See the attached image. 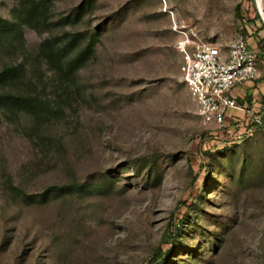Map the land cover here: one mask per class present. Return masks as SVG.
Masks as SVG:
<instances>
[{
    "label": "rangeland",
    "instance_id": "rangeland-1",
    "mask_svg": "<svg viewBox=\"0 0 264 264\" xmlns=\"http://www.w3.org/2000/svg\"><path fill=\"white\" fill-rule=\"evenodd\" d=\"M34 1L0 0V72L24 70L0 85V264H264L263 95L204 123L177 49L186 32L259 50L264 0ZM46 40L82 52L74 74Z\"/></svg>",
    "mask_w": 264,
    "mask_h": 264
},
{
    "label": "built area",
    "instance_id": "built-area-1",
    "mask_svg": "<svg viewBox=\"0 0 264 264\" xmlns=\"http://www.w3.org/2000/svg\"><path fill=\"white\" fill-rule=\"evenodd\" d=\"M182 34L184 37L177 45L181 55L180 79L202 121L225 126L230 110L244 109L233 90L261 75L258 51L249 48L242 35L235 36L224 47L197 35Z\"/></svg>",
    "mask_w": 264,
    "mask_h": 264
},
{
    "label": "trees",
    "instance_id": "trees-1",
    "mask_svg": "<svg viewBox=\"0 0 264 264\" xmlns=\"http://www.w3.org/2000/svg\"><path fill=\"white\" fill-rule=\"evenodd\" d=\"M38 8L37 3L33 0V5H31V8H29L28 15L31 17V12ZM257 21H259V27L261 30L264 31V22L260 19L259 16H257ZM27 20V21H26ZM25 22H28L30 24V18L26 19ZM16 29L15 23L3 19L0 16V36L11 34L13 30ZM263 45L259 47V56H261L264 60V37L262 38ZM249 46V45H248ZM250 48V47H249ZM65 50L64 47H58L57 44L52 43L49 40H46L41 45L38 57L44 58L47 63L49 64L51 69H55L59 72L68 73V74H74L75 70L78 68V66L82 63L84 60L82 52L78 53L74 57L67 58V54L63 52ZM61 51V53H60ZM23 66L22 65H11L5 67L0 72V85L4 86L8 83L13 82L14 80H17L18 77H20L23 74ZM3 101L9 105V108H12L13 110H24L27 112H31L32 109H38L40 106V102L36 101L29 95L25 94H12L7 92L4 94ZM248 97V96H247ZM249 100V99H248ZM262 102L264 104V94L262 96ZM264 124V123H263ZM264 127V126H262Z\"/></svg>",
    "mask_w": 264,
    "mask_h": 264
},
{
    "label": "crops",
    "instance_id": "crops-1",
    "mask_svg": "<svg viewBox=\"0 0 264 264\" xmlns=\"http://www.w3.org/2000/svg\"><path fill=\"white\" fill-rule=\"evenodd\" d=\"M258 55H259V51H258ZM261 64L264 65V60L263 59H261L260 66H261ZM260 73H261V70H260ZM257 92H261L262 95L264 94V75H263L262 79H260V80L256 79L254 81L245 82V83L237 86L233 90L234 95L237 97V101L240 104H242L244 107L246 106V104L243 103L242 101L245 99V97H247V96L251 97L252 95H254ZM243 110H240V111H243ZM235 111H237V110H230L229 111L228 117H227L228 121H230L232 119V116H233Z\"/></svg>",
    "mask_w": 264,
    "mask_h": 264
}]
</instances>
